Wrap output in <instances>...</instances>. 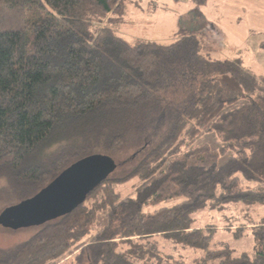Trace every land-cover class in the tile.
Returning <instances> with one entry per match:
<instances>
[{
	"label": "trees",
	"instance_id": "16d2710c",
	"mask_svg": "<svg viewBox=\"0 0 264 264\" xmlns=\"http://www.w3.org/2000/svg\"><path fill=\"white\" fill-rule=\"evenodd\" d=\"M124 1L0 0V204L33 198L91 155L119 170L67 216L0 248V264H264V217L250 215L264 208V76L205 56L204 19L170 45L93 32ZM201 132L222 147L190 148ZM230 206L247 211L231 234L251 237L250 251L197 226Z\"/></svg>",
	"mask_w": 264,
	"mask_h": 264
},
{
	"label": "rangeland",
	"instance_id": "374dc122",
	"mask_svg": "<svg viewBox=\"0 0 264 264\" xmlns=\"http://www.w3.org/2000/svg\"><path fill=\"white\" fill-rule=\"evenodd\" d=\"M158 1L159 0H125L123 2V15L115 10L114 13L105 16L101 22L98 20L93 21L92 30L93 32H98L102 28L110 27L115 30L120 37L132 43L145 41L170 45L176 39L173 34H177L180 28L189 27L196 18L198 20L204 19L205 23H203V26L205 27L203 33L205 37L203 38L202 52L205 56L215 58V54H220L231 60L242 58L245 67L248 69L260 63H256L254 60H258V58L264 60V49L260 46L261 43L264 44V28L259 24L250 27L247 23V13L241 16V20L235 17V12H238L240 9L238 6L244 8L246 5L241 6L236 3V0H224V3L227 1V5L225 6L226 15L224 16L219 0H210L208 7L205 9H201V6H197L193 0ZM228 1H230V3ZM185 2L187 3L186 5ZM193 5L197 7L194 10L196 12L195 15H193L194 11L191 12L187 10L189 7H193ZM244 11H247L246 7ZM208 18L214 19V23L217 25L218 30L212 29L207 25L208 23L206 22ZM247 37L250 38L248 43H246ZM244 38L246 39L244 40ZM257 45L259 46L258 49H253ZM257 56L259 57L257 58ZM258 75L264 76V73H259ZM204 145H208L211 149L217 150L222 147L223 144L215 134L201 132L190 148ZM187 150L188 149L184 152ZM117 171L119 170L117 169ZM137 184L138 180H133L125 185L117 186L116 189L122 196L126 197L133 194ZM4 185L5 182L1 181L0 189ZM242 185L258 189V185L248 183L244 180H242ZM180 201L181 200H172L161 204V206L171 207ZM13 205H16L15 201L1 203L0 212L4 208L6 209V207L8 208V206L11 207ZM154 209L156 208H147L146 211H153ZM246 212L245 208L241 206H230L221 211L208 209L197 215L196 223L198 227L202 228L213 226L217 230L215 241L229 244L237 253H243L251 250L253 245L251 237L244 235L243 240L237 241L234 239L231 232L239 231V228L242 227L241 224L244 225V222H232L239 221ZM250 212H252L250 215L252 214V217L256 220L260 217H264V208H257ZM104 221L105 218L100 216L98 227ZM39 229L40 227H35L13 231L0 227V248L8 249L26 242L36 235ZM81 247L82 245L77 246L76 250L79 251ZM183 253L185 255L189 252ZM66 260H69V258Z\"/></svg>",
	"mask_w": 264,
	"mask_h": 264
},
{
	"label": "water",
	"instance_id": "95a60500",
	"mask_svg": "<svg viewBox=\"0 0 264 264\" xmlns=\"http://www.w3.org/2000/svg\"><path fill=\"white\" fill-rule=\"evenodd\" d=\"M116 170L117 164L106 155L95 154L81 159L33 198L6 208L0 214V227L18 231L41 227L67 216Z\"/></svg>",
	"mask_w": 264,
	"mask_h": 264
},
{
	"label": "crops",
	"instance_id": "0c3cea01",
	"mask_svg": "<svg viewBox=\"0 0 264 264\" xmlns=\"http://www.w3.org/2000/svg\"><path fill=\"white\" fill-rule=\"evenodd\" d=\"M159 1H161V0H159ZM219 1H220L222 10L224 12V16H225L226 15V12H225L226 7L225 6L227 5V1L225 3L223 2L224 0H219ZM186 2H185V5L187 4ZM209 2H210V0H207V2L205 3V5L201 6V9L207 8L208 5H209ZM228 2L230 3V1H228ZM236 3L240 4L241 6L242 5H246L245 7L247 8V11H244V8L245 7L243 8V7L238 6L240 9H239L238 12H235V17H237V18L240 19L241 16H243L245 13H247V23H248V25L250 27H254L256 24H259V25H261L264 28V0H236ZM196 8H197L196 5H193V7H189L187 10L192 12ZM207 23L210 26V28L218 30L217 29V25L214 23V19L208 18L207 19ZM173 36L175 38L176 37V33H174ZM202 36H203V38L205 37L204 35H202ZM245 39L246 38H244V40ZM246 40H247L246 43H248V41L250 40V38L247 37ZM260 46L262 47V49H264V44L263 43H261ZM258 47L259 46L257 45L253 49H258ZM255 52H256V50H255ZM214 56H215V58H211V57L210 58L211 59H215V60H231V59H227L228 57H223L220 54H215ZM258 57L259 56H257V58ZM238 59H240L243 62L242 58H238ZM259 59L260 58H258V60H254L256 63L257 62H260L259 64H256L255 66L253 65L252 67H249V68H251L249 70H251L252 72H254V73L258 72V73H256L257 75L259 73L260 74H263L264 73V60H262V59L259 60ZM232 60H236V59H232Z\"/></svg>",
	"mask_w": 264,
	"mask_h": 264
}]
</instances>
